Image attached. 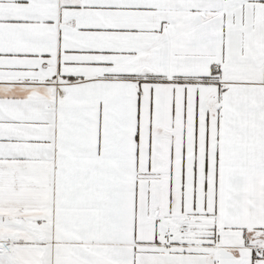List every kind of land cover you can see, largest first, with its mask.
I'll use <instances>...</instances> for the list:
<instances>
[{
	"label": "snow or ice",
	"instance_id": "obj_1",
	"mask_svg": "<svg viewBox=\"0 0 264 264\" xmlns=\"http://www.w3.org/2000/svg\"><path fill=\"white\" fill-rule=\"evenodd\" d=\"M0 264H264V0H0Z\"/></svg>",
	"mask_w": 264,
	"mask_h": 264
}]
</instances>
